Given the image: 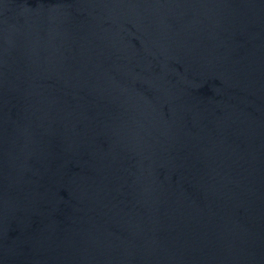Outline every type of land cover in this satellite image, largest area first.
<instances>
[{"label": "water", "instance_id": "obj_1", "mask_svg": "<svg viewBox=\"0 0 264 264\" xmlns=\"http://www.w3.org/2000/svg\"><path fill=\"white\" fill-rule=\"evenodd\" d=\"M0 264H264V0H0Z\"/></svg>", "mask_w": 264, "mask_h": 264}]
</instances>
